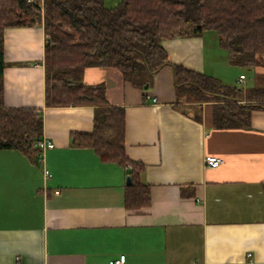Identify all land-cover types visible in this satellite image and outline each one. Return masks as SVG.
Segmentation results:
<instances>
[{"label": "crops", "instance_id": "obj_1", "mask_svg": "<svg viewBox=\"0 0 264 264\" xmlns=\"http://www.w3.org/2000/svg\"><path fill=\"white\" fill-rule=\"evenodd\" d=\"M4 35L5 105L42 110V138L54 147L36 159L0 149V264H109L122 255L126 264H264V109L248 127L217 128L212 102L178 98L170 65L147 90L116 68L88 67L83 81L104 83L109 103L125 109L126 153L144 165L151 203L129 209V168L72 145L71 132H93L95 106H46L44 27ZM163 45L173 63L226 85L257 79V67L229 64L215 30ZM209 155L223 163L208 167Z\"/></svg>", "mask_w": 264, "mask_h": 264}, {"label": "trees", "instance_id": "obj_2", "mask_svg": "<svg viewBox=\"0 0 264 264\" xmlns=\"http://www.w3.org/2000/svg\"><path fill=\"white\" fill-rule=\"evenodd\" d=\"M39 25L47 37L46 106H95L93 132H71L72 145L92 148L102 161L129 168V209L151 203L150 187L140 179L144 165L126 153L125 109L109 103L104 83L83 81L88 67L116 68L133 86L145 89L156 72L170 65L178 98L212 102L217 128L248 127L252 111L264 109V87L243 94L241 86L173 63L163 45L167 39L215 30L229 64L254 69L264 56V0H122L115 7L104 0H0V149H18L32 159L41 155L37 144L44 133L43 111L7 107L3 86L5 30Z\"/></svg>", "mask_w": 264, "mask_h": 264}, {"label": "built area", "instance_id": "obj_3", "mask_svg": "<svg viewBox=\"0 0 264 264\" xmlns=\"http://www.w3.org/2000/svg\"><path fill=\"white\" fill-rule=\"evenodd\" d=\"M29 1H34V0H29ZM38 147L41 149V151H44L48 148H53L54 143L49 141L48 139L42 138L41 140L38 141ZM42 156V153H41ZM223 163V158L219 156H206L205 158V164L208 167H217ZM109 264H126V256L122 255L118 259L111 260Z\"/></svg>", "mask_w": 264, "mask_h": 264}, {"label": "rangeland", "instance_id": "obj_4", "mask_svg": "<svg viewBox=\"0 0 264 264\" xmlns=\"http://www.w3.org/2000/svg\"><path fill=\"white\" fill-rule=\"evenodd\" d=\"M257 79H248L244 83H239V86L244 87L246 90L251 87H264V56L259 57V65L257 66Z\"/></svg>", "mask_w": 264, "mask_h": 264}, {"label": "water", "instance_id": "obj_5", "mask_svg": "<svg viewBox=\"0 0 264 264\" xmlns=\"http://www.w3.org/2000/svg\"><path fill=\"white\" fill-rule=\"evenodd\" d=\"M145 89H146V90L149 89V84H147V85L145 86ZM127 184H131V177H130V176L127 177Z\"/></svg>", "mask_w": 264, "mask_h": 264}]
</instances>
